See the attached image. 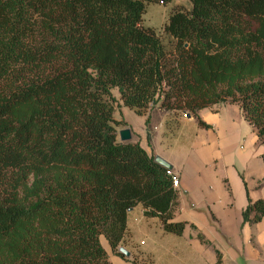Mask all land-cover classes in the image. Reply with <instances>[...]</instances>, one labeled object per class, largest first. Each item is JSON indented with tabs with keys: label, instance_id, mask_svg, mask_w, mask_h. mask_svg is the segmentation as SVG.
<instances>
[{
	"label": "trees",
	"instance_id": "obj_1",
	"mask_svg": "<svg viewBox=\"0 0 264 264\" xmlns=\"http://www.w3.org/2000/svg\"><path fill=\"white\" fill-rule=\"evenodd\" d=\"M187 2L156 32L146 9L171 0H0V264H111L100 236L125 259L138 205L182 235L172 176L117 141L111 89L136 116L158 103L205 130L198 112L237 106L264 169V0ZM263 217L264 199H247L242 225Z\"/></svg>",
	"mask_w": 264,
	"mask_h": 264
},
{
	"label": "rangeland",
	"instance_id": "obj_2",
	"mask_svg": "<svg viewBox=\"0 0 264 264\" xmlns=\"http://www.w3.org/2000/svg\"><path fill=\"white\" fill-rule=\"evenodd\" d=\"M169 8L170 5H149L147 11H152L156 16L152 19L153 24L159 22L161 20L159 16L161 12ZM145 22L147 24V21ZM110 93V98L104 97L103 99L111 108L112 117L116 121L123 122L126 126L124 129L130 131L131 139L129 142L140 138L139 146L146 149L147 152L150 151L149 155L151 156H154L153 150L162 148L164 145L167 152L174 154L177 167L181 169L184 183L195 187L192 194L188 197L189 204L198 209L209 207L212 210L217 220L208 218V221L215 228L218 221L217 230L220 231L223 238L219 236L213 227L207 225L204 221L203 213L192 214L188 211L184 217L189 218L193 215L198 224V232L222 254L220 263L264 264V222L250 229L255 239H252V236H249L250 238L247 237L246 231L249 229H240L239 214L245 204V192L235 174L224 168V161L227 158L230 159V156H234V170L246 183L248 197L250 199L264 198V172L262 171L261 160L258 159V156L262 153V151L259 153L262 146L256 140L251 126L242 119L237 106L224 103L207 109L211 116L225 118L237 127L235 131L240 137L228 146L227 150H230L231 153L229 154L231 155H225L222 152V141H217L213 135L200 130L193 119L183 118L185 113L165 112L159 108L157 103L149 105L144 117H139L122 106L116 89H111ZM222 118L220 119L222 120ZM163 121L168 123V131L164 126V135L160 138L162 132L160 126ZM142 133L143 135H141ZM153 138L155 141L154 149L151 148ZM254 138L255 141L253 140ZM161 139H163V145L158 144ZM117 141L119 142L118 136ZM252 141H254L253 146ZM238 152L246 155L252 154L253 157L252 159L246 157L239 161L236 159ZM211 155L218 157V162L215 164L216 168H214L212 160L209 159L212 158ZM175 179L178 181L177 178ZM225 182L230 185L228 193L223 188ZM177 188H175L176 191ZM182 206H184V202H182ZM138 213L136 211L130 213L131 224L138 229L134 233V242L138 245V248L140 242H143L145 247L149 248L151 247L152 239L146 233L152 232L151 234H155L156 223L144 221L140 225L136 224L133 219L136 215L140 216ZM143 229H146V231ZM190 232L194 233V231L188 229L187 233ZM184 239L186 240L187 237L185 236ZM239 242L243 244L242 254L237 248ZM99 243L107 254L110 253L109 247L102 236L99 237ZM139 250L143 251V248L141 247ZM198 251L195 250L193 253L199 264H213L214 256L211 249L201 247ZM178 256L175 258H178ZM134 257L137 259L138 264H151L150 256L137 255Z\"/></svg>",
	"mask_w": 264,
	"mask_h": 264
},
{
	"label": "crops",
	"instance_id": "obj_3",
	"mask_svg": "<svg viewBox=\"0 0 264 264\" xmlns=\"http://www.w3.org/2000/svg\"><path fill=\"white\" fill-rule=\"evenodd\" d=\"M169 5H170V7L172 5H180L186 9H189V7H190L187 0L186 1H184V0H171V3ZM169 9L161 12V14L159 15L161 17V20H159V22H157L156 24H153V22H152V19L154 17H156L154 15V13L152 11L148 12L146 9L147 13L145 12L144 15H145V21H147V24L144 21V16H143V26L148 27V28H152L156 32H160V28L166 20V16H167ZM197 115H198L199 119L201 118V120H203V122L210 127L207 130L201 129L199 127L198 128L204 132H207V133L213 135L217 141L221 140L222 141L221 147H223L222 152H224L225 155L226 154L231 155V154H229V153H231L230 150H227V148L232 142L237 141V138L240 137V135L238 133H236V131H235L237 129V127L235 125H232V123L229 122V120H226L225 118H222L219 116L220 118H222V120H221L220 118H217L215 116L214 117L211 116L208 113L207 109L198 112ZM183 118H186V117L184 116ZM189 119H191V118H189ZM164 122L165 121H163V124H161V126H160L161 130H162L160 138H161V136L163 137V135H164ZM118 128H119L118 129L119 131L124 129L122 127H118ZM118 130H117V132H119ZM141 135H143V133ZM253 140L255 141V138ZM139 141H141L140 138H139V140H134L133 142H137L139 144ZM162 141H163V139H161L158 144L163 145ZM254 141H252V146H253ZM151 143H152L151 148L154 149V147H155L154 138L152 139ZM215 148H216V146H215ZM142 149L145 150V152L149 154L150 151L147 152L146 149H144V148H142ZM226 150H227V153H226ZM261 151H262V148H260L259 153H261ZM153 154H154V156H158V157L162 158L163 160H165L166 162H168L172 166V170L169 172V174L172 177H175L178 179V188L176 191L177 192L178 206H177V209L173 215V218H174V221H176V222L187 223V226L185 227V229H184V231L180 237H176L174 235L164 233L162 231L161 224L157 219H145L143 217V209L141 208V206H139V205L135 206L133 209H131L127 213V216H126L127 237H126V242L123 244V246H121L123 249H125L129 253V258L128 259L127 258L122 259L119 256L113 254L109 248L110 253L107 254L105 251V253L107 254V257H108V261L111 264H130L129 261H130V258L132 256L134 257L137 255H143L144 257L150 256L151 264H199L198 259H195V254L193 253V251H195V250L198 251L201 249V247H203L205 249H211L212 250L213 256H214L213 264H215L216 263V256H215L216 253L218 252L220 256H222V254L219 251H217L209 241L208 242L211 244V247H205V246L201 245L196 239V235L198 233L201 234L197 230L198 224H197L196 220L194 219L193 215L189 218L184 217V216L187 215L188 211H190L192 214L203 213L204 218H205L204 221L210 227H213V226L209 223L208 218L209 219H213V218L216 219V217H214L213 212L209 207H207L206 209H204V208L198 209V208L193 207L189 204L188 197L192 194L193 189L195 187H193L192 185L184 183V181L182 180L181 169H178V167H177V163H176V159L174 157V154L167 152L165 150L164 145L162 146V148H159V149L156 148V150H153ZM238 154H236V159H238L239 161H242L243 158H246V157L249 159L250 158L252 159V157H253L252 154L246 155V154L240 153V152H238ZM211 157L212 158H209V159L212 160L214 168H216L215 164L218 162V157L217 156L214 157L213 155H211ZM234 159H235L234 156H230V159L227 158L224 161V168L226 170L232 171L235 174V176L238 178L240 184L243 186V189L245 192L244 193L245 204H244V207L241 209L240 214H239L240 215V229H242V228L249 229L246 231L247 237L252 236L251 238L255 239V236L253 235V233H251L250 229L253 228L254 226L256 227V226L262 224L264 222V217L262 218L261 222L258 224L250 225V226L248 224L242 225L241 213L245 209V207L247 206V199L250 201H255V200L264 199V198L250 199L248 197V194L246 192V183L243 181V179L241 177H239V174L234 170V164H233ZM258 159H260V156H258ZM262 168H263V165H262ZM262 171L264 172V169H262ZM223 188L225 190H227V193H228V191L230 190L229 183L225 182L223 185ZM182 202H184V206H182ZM132 211L133 212L134 211L139 212L138 214H140L139 217H138V215H136L135 218L133 219L134 222H136V224L140 225V224H142L141 222H144V221H150V222L152 221V222L156 223V231H154L155 234H151L152 232L146 233L147 235L151 236V239H152V244H151V247H149V248L148 247L146 248L145 244H143V242L139 243V248H138V245L134 242V238H133L134 233L136 231H138V229L131 224L130 213ZM189 225H193L195 227V230L191 229L189 227ZM213 228L219 234V236H221L223 238V235L220 233L219 230H217L218 221H217L216 228L215 227H213ZM188 229L194 231V233L193 232L187 233ZM143 230L146 231V229H143ZM185 236L187 237L186 240L184 239ZM239 241H241V240L239 239ZM141 247L143 248V251L139 250ZM242 247H243V244L239 242L237 248L241 254H242ZM177 255H179L178 258H175Z\"/></svg>",
	"mask_w": 264,
	"mask_h": 264
},
{
	"label": "water",
	"instance_id": "obj_4",
	"mask_svg": "<svg viewBox=\"0 0 264 264\" xmlns=\"http://www.w3.org/2000/svg\"><path fill=\"white\" fill-rule=\"evenodd\" d=\"M185 117L187 119H189V115L185 114ZM118 139L120 143H125V142H129L131 139V135H130V131L128 129H123L120 130L118 132ZM153 162L154 164H156L157 166L163 168L164 170H166L167 172H170L172 170V166L166 162L165 160H163L162 158L155 156L153 158ZM117 252L122 255L124 258H128L129 257V253L123 249L122 247H119L117 249Z\"/></svg>",
	"mask_w": 264,
	"mask_h": 264
},
{
	"label": "built area",
	"instance_id": "obj_5",
	"mask_svg": "<svg viewBox=\"0 0 264 264\" xmlns=\"http://www.w3.org/2000/svg\"><path fill=\"white\" fill-rule=\"evenodd\" d=\"M172 187L174 189L178 187V181L174 177H172Z\"/></svg>",
	"mask_w": 264,
	"mask_h": 264
}]
</instances>
